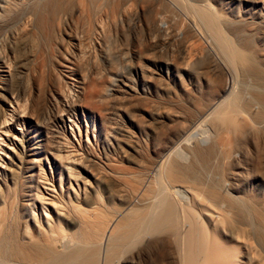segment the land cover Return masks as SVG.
I'll return each mask as SVG.
<instances>
[{"label":"rangeland","instance_id":"obj_1","mask_svg":"<svg viewBox=\"0 0 264 264\" xmlns=\"http://www.w3.org/2000/svg\"><path fill=\"white\" fill-rule=\"evenodd\" d=\"M59 1L66 5L71 1V5L68 9L64 5L67 10L58 12L55 7L61 5ZM263 3L264 0H0V119L3 116L6 121L0 133V212L10 217L12 214L10 222L17 216L21 231L28 228L36 239H42V231L48 229L49 223L62 220L52 200L75 204L77 194L88 193L82 206L91 210V204L100 199L106 217L103 220L112 221L131 202V208L146 209L137 194L128 195L126 182H133V177L143 178V184L160 178L153 187L165 195L157 192L162 200L169 195L171 188L167 186H187V181L174 182L166 176L174 160L185 166L196 163L195 169L204 177L213 170L224 175L230 162L226 151L247 164L257 161L258 150L264 162L263 125L256 127L258 134L249 131L252 126L243 129L251 133L250 139L249 132H237L239 125L235 126L228 117L232 115L228 103L208 117L205 126L195 131V138L177 145L179 132L217 98L218 84L232 83L234 96L244 95L247 101L255 91L264 92V78L249 72L264 71ZM250 11L256 14L249 16ZM203 14L210 17L215 29L207 25ZM48 22L60 24L54 40L48 36ZM58 92L68 101L56 107V100L62 99ZM252 106L251 118L250 112L244 113L251 122L261 110L256 103ZM223 117L233 123L231 128L222 121ZM205 135L209 138H205L206 142ZM221 136L227 138L225 142ZM213 144L223 149L217 147L213 165L207 170L216 168L210 174L201 168L193 151ZM176 148L188 154V159L179 160ZM124 149L131 153L128 159L123 158ZM168 154L170 160L164 173H158L156 162ZM31 157L38 159L32 170L27 164ZM30 174L34 181L28 196L22 191ZM102 174L107 175L106 180L98 177ZM155 175L161 177L155 180ZM252 185L264 206V180H255ZM37 189L45 193L46 201L36 199L33 194ZM62 225L70 233L78 230L73 225ZM123 228L122 233L129 229ZM145 232L116 250L125 243L119 242L111 254L103 248L102 264H174L172 256L170 261H151L148 255L152 247L147 246V236L153 233ZM21 240L24 244L29 241L22 235ZM105 258L111 261L106 263Z\"/></svg>","mask_w":264,"mask_h":264},{"label":"bare ground","instance_id":"obj_2","mask_svg":"<svg viewBox=\"0 0 264 264\" xmlns=\"http://www.w3.org/2000/svg\"><path fill=\"white\" fill-rule=\"evenodd\" d=\"M253 1L256 3H260L262 0ZM58 4H61L60 1L58 2ZM68 4L71 5V1L70 3L68 2ZM64 5L66 4L64 3L54 7L55 9H57V11L58 9L62 11L67 10L69 8V5H66L68 7ZM53 12L56 11L54 10ZM255 14L256 12H248L249 16H254ZM54 15L57 14L54 13ZM203 17H205L204 20L207 25L212 29H215V26L213 25L210 17L204 14ZM51 24L50 22H48L47 31L49 32V35H47L50 36L51 40H54L57 34H59L61 28L57 27L60 24H58L57 26H54L55 24L53 25V23ZM221 41L223 44L228 46L226 40L221 39ZM251 59L252 58H250V60ZM249 72L260 76L262 79L264 78V71L257 72L255 70H252ZM50 76L54 77V73H51ZM231 84L225 83L224 86H220L218 84L219 94L217 95V98H215L213 102L205 105L203 111L199 112L198 116H196L195 119L193 118L194 120H191V122L187 124L188 126H184L185 128L182 127L183 129L179 132V136L177 138L178 146H180L183 141L184 143H186V141L189 142L193 137L195 131L200 127L205 126L208 117L215 114L216 111H220V108H224L223 105H225L226 103H228L229 105L228 108L231 109L228 112L231 111V116L233 118L231 116L228 117L232 119V122H235V126L239 125L235 128H240V131L238 129L237 132L242 133L241 131H244L243 129H246L250 126L255 128H249V131H252V133L256 132V127H258L259 125H263L264 128V92L255 91L251 100L247 101L248 98L244 100V95L239 94L234 96L235 89ZM37 90L38 93L41 92L40 89ZM22 91L25 92V87L22 89ZM58 93L62 97V99H59L60 101H57L55 99L56 107H58L57 103L68 101L66 100V96H64L60 92ZM0 98L3 99V96L0 95ZM252 103L258 104L261 110L259 111L257 109V111H259V113L257 114H255V111V115H253L252 119L253 124L251 125L249 121L251 122L250 115H252V107H254L252 106ZM24 108L26 109L25 106ZM246 112H250L249 115L246 114L248 115V117H250L249 119H247L244 115V113ZM158 117L159 119L161 118V116ZM226 118L227 117H225L224 119L223 117L222 119L224 120L222 121L224 123L228 122L227 126H229L230 124L233 125L231 121L229 122L230 119ZM5 125L6 121L3 120L2 116V118L0 119V133L1 131H4ZM258 129L261 128H257V131ZM230 131H228V133ZM245 131L244 133L249 132ZM262 131V134H264V129H261V132ZM259 132L260 130L258 131V133ZM258 133L256 132V134ZM250 135L251 133L248 136ZM251 136L249 137V139L252 138ZM203 138L205 142L206 139L207 141L209 139L208 135H205V137ZM226 139L222 141L225 142ZM230 144H232V142H229V145ZM127 145L128 147H131L134 152H137L135 149L136 147H133L131 143H128ZM225 145L229 148V145ZM218 146L221 148L222 145L220 146L218 144H213L206 147L205 149H194L195 151H193V156H195L194 158L202 163H200L201 165H203V167L201 168L207 170L208 168H210L208 166L213 165L211 164V161L216 156V152L219 148ZM228 148H226V150H228ZM254 149L256 150L257 147ZM124 150H121L123 158L128 159V155L131 153H127V151ZM226 150L224 149V151ZM241 152L242 151H240V153ZM245 152L246 154L248 153L247 151ZM231 153H227L226 151V159L229 158L230 162L228 168L225 169V173L223 176H221V173H219L218 171L213 173L214 170L211 174L212 169L216 168L214 167L211 169V171L207 170L211 175H207L206 173L207 177H204L205 175L202 176V171L200 172L199 170V174L197 172V169H195L198 168L194 167L196 163H194V165H192L191 163V165L189 164V166H185L181 164L180 161L174 160L169 166V175L166 176H169L170 181L172 180L174 182L181 181L185 183L187 181L188 185L185 187H178L177 185L171 187L167 186L171 189L169 195L167 193L168 196L166 195L167 197L163 200L160 198L161 196H158L159 194H161L159 193L160 191L156 190L153 187L155 186L154 184L156 182L160 183L158 181L160 178L157 180L156 177L164 173V167L166 166L165 164L170 158V154L162 156L160 160L156 162L157 171L158 173H161L159 175H155L154 179L157 181L149 182L147 180L148 183L143 184V178L137 175L141 179L140 180L135 175L137 178L133 177V182H126V187H128V192H130L128 193L126 191L128 195L130 196V194H137L139 196L138 198L141 206H145L146 209H136L134 208V206L131 208V202L129 203L125 211H123L124 213H119L117 218L112 221H105L107 219H105L106 217L102 212V203L99 201L100 199H97V202H93L91 204V210H88L82 206V204L85 203V201L89 198L88 193H86L85 195L77 194L76 200L74 201L75 204L69 203L68 201L69 206L64 203L62 204L61 201L63 200H52L51 202L55 206V210L57 214H59V217L62 218V220H60V222L56 224L49 223L48 229L42 231V239H36L34 235L30 234L28 228L24 231H21L20 219L17 216L13 217L10 222L12 214L10 217L7 212H0V264H102L101 251L103 250V248H105L104 251H108V254L110 253V251L112 253V250H115L117 248L119 242H125L119 244V248L123 247L120 245L126 244L129 239L130 244L132 238L137 239L141 236V233L145 232L146 230L147 232L148 230H150L149 232L153 233L147 236V238L149 237L147 239V244L149 243V245L147 246H149V248L152 247V252L150 250L151 253L148 256H150V259H152L151 261L154 262L162 261L164 259H169L170 261V257L172 256L174 264H264V206L258 200V190L255 189L252 185L255 180H264V162L260 159L258 150H256L255 153L257 155V161H254L255 163L253 161L251 163L247 162V164H242L239 157L237 155L232 156L234 154ZM53 154L56 157L59 156L56 153ZM178 155L181 157L179 158V160H184V158L188 159V154L177 149L176 156ZM225 155L223 154V156ZM223 161H225V157ZM27 162V164L29 165V169L32 170L36 168L38 159L31 157V159H29ZM10 166L11 165L9 164V166L7 167L8 170L12 172L13 169ZM160 169L161 172H159ZM72 171L73 170L70 169L71 176H73ZM98 177L100 179L106 180L107 175L102 174ZM26 180L27 184H25L26 186L23 187L22 192H25L24 194H29L28 196H31L30 192L32 191H30V189L33 188V185L31 184L34 181L33 175H28L26 177ZM173 184L174 183H172V185ZM155 187H157V185ZM163 189L165 188H162V190ZM33 195L39 201H46L45 193L40 192L38 189L37 194ZM161 195H163V193ZM68 207L69 210L67 211L66 208ZM103 217H105V220H103ZM62 224H65L66 228L70 225H73L74 227H77L78 230L72 233L67 232L68 229L66 230ZM145 225L147 226L146 229ZM124 226L129 229H126V232L122 233V231H125L123 230ZM167 226L169 227V229H164ZM142 227H144L145 231ZM250 227L252 228V230H249ZM145 233H142V235ZM21 235L24 238L29 239L28 243L24 244L22 242L23 240H21ZM136 239L133 241H136ZM141 242L144 243L143 240ZM116 250H121V248H117ZM111 256L113 255H110V257L108 255L107 257L111 258ZM107 260L109 261V259H106V263ZM103 262L105 264V261Z\"/></svg>","mask_w":264,"mask_h":264}]
</instances>
